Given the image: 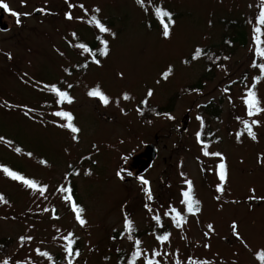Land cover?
Instances as JSON below:
<instances>
[{"label": "rangeland", "instance_id": "374dc122", "mask_svg": "<svg viewBox=\"0 0 264 264\" xmlns=\"http://www.w3.org/2000/svg\"><path fill=\"white\" fill-rule=\"evenodd\" d=\"M6 2L13 9L32 15L21 17L22 22L17 25L15 17L0 9L5 22L0 24V136L13 141V147L0 142V163L48 183L50 189L47 200L34 198L29 190L0 172V193L10 201L8 205L0 203V259L8 256L21 259L31 254L37 264H48L43 258L35 257L33 249L40 247L53 255L55 264H64L62 241L52 237L73 231L79 237L76 245L81 253L76 264H118V258L128 253L130 242L119 238L113 241L110 237L114 235L113 228L122 230L124 206L136 222L143 247L147 250L158 247L154 236L150 235L155 225L143 209L145 199L136 176H144L151 182L156 197L154 208L172 203L182 210L179 193L185 187L180 176L183 171L194 181L202 211L198 217H188L183 232L170 229L171 245H165L163 250L175 252L178 248L182 260L192 256L208 259L213 264H233V261L260 264L254 253L264 248V201L248 197L252 188L257 197L264 196V163L259 162V158L264 157V127L254 129L257 142L245 134L242 143H237L235 136L230 135L242 130L235 117L245 115L240 100L245 86L243 76L247 74L250 86L252 76L259 74L258 69L250 65L254 58L252 28L260 0H153L174 13L175 25L171 28L170 39L162 36V27L153 17L145 15L134 0H71L83 2L89 9L99 6L101 18L117 32L115 39L106 36L110 41V55L101 57V66L90 64L80 71L75 64L77 60L82 63L83 58L68 46L67 40H71L70 34L76 31L83 41L93 43V30L79 21L64 18V13L69 11L65 0H27L26 7L21 6V0ZM41 7H46L50 14L36 11ZM71 11L74 17L83 15L79 8ZM232 19L243 21L245 46L230 43L234 48L214 56L220 57L218 61L211 62L208 57H212L213 52H210L189 65L182 63L196 46L206 50L225 48L223 37L228 25L225 21ZM4 24L7 29H1ZM7 53H11V60ZM224 56L230 59L223 60ZM209 65L213 68L206 74ZM169 66L174 71L165 81L161 74ZM65 67L71 68V76L63 72ZM25 72L33 80H66L74 85L69 90L74 102L63 107L74 114L75 123L81 128L78 143L71 139L68 130L52 123L58 120L50 115L57 110L56 106H44L45 101L52 103V96L37 91L31 83H23L21 76ZM121 72L123 78L119 75ZM203 74L206 79L202 88L192 86ZM157 80L160 83H156ZM231 81L236 83L230 93H224L222 90ZM96 84L112 100L107 107L86 95ZM148 88L155 91L144 106L140 101ZM257 88L264 106V81ZM125 91L133 99H121L117 105L116 99ZM228 95L233 104L229 103ZM5 101L27 105L35 111L26 117L22 107H5ZM208 103L219 109L218 116H211L204 110L203 106ZM137 107L143 109V116L137 113ZM157 112L160 115H156ZM165 112L175 119H168L163 115ZM197 115L205 118L203 139L212 141L210 150H219L226 157L228 182L220 201L214 198L219 195L215 191L218 178L211 171L218 160L201 154L195 141V133L199 130ZM254 118L264 123V114ZM217 138L219 143L215 142ZM150 144L157 148L156 157L141 174L143 154ZM17 146L24 152L31 151L33 156L16 154L14 147ZM87 157L91 159H85ZM40 159H46L48 166L40 165ZM69 164L81 172L70 179L75 185L76 199L86 209L88 224L83 229L75 223L70 208L53 191L59 183H65L62 176L71 171ZM120 168L126 169L125 181L116 178L115 173ZM87 169H91V176L83 175ZM127 171L134 175L128 177ZM37 204L48 208L55 206L60 219L53 220L51 213H41ZM233 220L251 251L232 235ZM164 221L166 228L169 227L168 218ZM209 223L214 225L215 232L206 239L203 232L207 231ZM56 228H60L61 233H57ZM20 235H32L35 239L21 249L18 246ZM182 235L187 238L181 239ZM205 243H210L211 247L204 248ZM117 248L122 251L118 253Z\"/></svg>", "mask_w": 264, "mask_h": 264}, {"label": "snow or ice", "instance_id": "6c2138e0", "mask_svg": "<svg viewBox=\"0 0 264 264\" xmlns=\"http://www.w3.org/2000/svg\"><path fill=\"white\" fill-rule=\"evenodd\" d=\"M69 11L64 13V18L66 20L72 21L76 20L80 23L87 25L90 29L93 30L94 41L95 43H90L87 41H83L81 37L77 34L76 31H73L71 35V40H67L68 46L73 50H76L78 56L83 58V62L77 60L75 67L76 69H87L90 64H94L96 66H101L102 58H107L110 55V41L106 38V36H110L112 39L117 37V32L114 31L102 18H101V8L99 6L92 7L89 9L83 2L73 3L71 0H65ZM135 4L145 13V15H150L153 17L158 24L162 27V36L165 39L171 38V28L175 25L174 13L171 10L166 9L163 4H156L153 0H134ZM21 6H27V0H21ZM249 8L252 5L248 6ZM79 8L83 15L81 16H73L71 9ZM0 9H3L5 12L10 14L12 17H15V23L17 25L21 24V17H29L32 15L31 12H20L16 9H13L6 0H0ZM36 11L44 14H50L46 7L37 8ZM254 26L252 28V42L254 45V58L250 65L253 69H258L259 74L253 75L251 78L250 86L248 84V76L245 74L243 76L244 82V90L243 94L240 96V100L245 109L244 116H236L235 119L242 125V130L236 131L234 134L230 133V135L235 136V140L237 143H242V137L247 135L252 141H258L257 132L254 130L255 128L264 127V123L261 120L254 118L264 114V106H262V101L258 95L257 86L264 81V39L261 37L264 36V31H262V26H264V0H260V4L258 5V14L254 18ZM249 23L252 24L253 21L249 20ZM211 24V21H209ZM151 27V25H149ZM73 41H76L75 43ZM59 51V50H58ZM61 56H64V52H59ZM7 58L9 60L12 59L11 53H7ZM207 53L204 48L200 46H196L194 51L190 54L189 58H185L182 60V63L185 65H189L193 61H198L201 57L206 56ZM209 59L219 60L220 57H208ZM230 57L224 56L223 60H229ZM218 67H222L226 72L227 69L223 65H217ZM173 67L169 66L166 71L161 74V78L163 80H167L170 75L173 74ZM63 72L66 76H71L72 71L70 67L63 68ZM120 77L123 78L124 74L121 72ZM21 81L23 83H31L37 91L41 93H48L52 96V103H48L45 101L46 107L56 106L55 111L51 112L50 115L58 118L56 121H52L56 127L61 129L68 130L72 135L71 139L74 142H79V133L81 132V128L77 126L75 123L74 114L65 110L63 105L68 104L71 105L74 102V97L70 94V91L74 85L72 83L67 82L66 80H61L59 82H44L39 80H33L28 77V73H23L21 76ZM156 83H160L159 80ZM236 81H231L228 86H226L222 91L224 93H230L231 87L235 84ZM154 89L148 88L145 97L140 101L141 105L147 106L149 103V99L154 95ZM195 91L199 92V89H195ZM86 95L89 98L97 99L103 106L107 107L111 102V98L101 89L99 84H96L90 87ZM131 101L133 97L127 92H123L120 97L116 99V104L119 105L120 100ZM228 101L230 104H233V99L231 95H228ZM4 106L8 108L12 107H22L24 111V115L30 116L35 110L33 108L28 107L27 105L19 106L12 105L7 101L4 102ZM199 107V105H198ZM136 111L139 115L143 116L144 112L141 107H137ZM123 114H127L124 109H121ZM43 115V114H41ZM156 115H160V113H156ZM170 120H174L175 117L170 113H163ZM197 121H199V130L195 133V141L200 146V151L203 157L215 158L218 160V163L214 165L211 169L215 173L218 178V183L215 186V191L219 195H216L214 198L217 201L221 200L222 195L225 192V186L228 182V166L226 162L225 155L217 150L211 151L212 141H205L203 139L204 130L206 128L205 118L201 115H197ZM151 121H149L150 123ZM210 136H214V133H209ZM0 142H3L9 147H13V141L6 139L4 136H0ZM216 143H219V138L216 139ZM123 143V141H121ZM96 145H93V148H96ZM14 151L18 155H25L29 158L33 156L31 151L24 152L21 147H14ZM85 159H91L87 157ZM126 161L127 157H123ZM199 159V158H198ZM95 163V161H93ZM260 163H264V157L259 158ZM38 163L42 166L47 167L48 161L46 159H40ZM181 167L183 164L181 163ZM68 169L71 171H66L62 176V181L65 183H59L54 188V193L62 200V202L70 208V211L73 214V218L76 224L79 225L81 229L85 228L88 224L87 219L85 218L86 209L76 200L73 187L71 184L70 177L75 175H81L79 170L74 169L72 164L68 165ZM204 171H208V169H203ZM126 169L120 168L116 171V178L120 181H125ZM0 172L3 173L5 177L10 179L11 181L17 182L26 190H29L34 198L47 200L49 196L50 185L43 181H40L34 177H29L22 170H13L11 167L0 163ZM93 173L91 169H87L83 172L84 176H91ZM127 176L132 177L134 174L132 171H127ZM180 176L183 180V184L185 187L180 189V205L183 206V209L177 208L174 204L168 203L167 205L161 204L158 207H153L155 203L156 197L154 196L151 182L146 179L144 176H136V179L139 181L141 187V191L143 192L145 202L143 203V209L149 214L150 220L154 222L155 228L150 235L154 236L155 241L158 244V247H153L150 250H147L143 247V240L137 235L138 228L136 226V222L133 219L132 215L127 211V206H124L122 211V230H118L117 228H113V233L110 237L113 241L119 240H127L130 242V249L128 253L124 256L118 258V264H213L212 261L208 259H197L192 256H187L185 260H182L180 257V250L177 248L175 252L164 251L165 245H171V237L172 231L170 229L174 228L183 232L185 225L188 223V217H198V214L202 211L201 201L196 198L194 181L187 177V175L181 171ZM252 193L248 199L249 200H258L264 201V196L257 197L255 195V188L250 189ZM238 201H232V203H237ZM0 203L10 204V201L6 198L3 193H0ZM37 207H40L37 204ZM31 211V209L29 210ZM41 213H51V218L53 220H59L60 216L57 215V210L55 206L48 207H40ZM168 218L170 225L166 228L164 218ZM4 219H8V217H4ZM12 219H16V217H12ZM232 235L239 240L245 248H249L251 251L247 241L240 235L238 230L239 226L235 220L232 221L231 225ZM57 233H61L60 228H56ZM215 232L214 225L209 223L207 225V231L203 232V237L206 239H210V234ZM187 237L182 235L181 239H186ZM35 237L32 235H20L18 237V246L19 248H24L26 244L31 245L32 241H34ZM53 240H60L62 243L60 247L63 252V260L64 264H76L77 258L80 256L79 248L75 247L77 240L79 237L75 235L73 231H68L67 234H61L59 236H53ZM41 244L44 242L41 241ZM203 247L208 249L211 247L210 243L203 244ZM35 253V257L43 258L48 262V264H55V260L53 255L47 251L42 250L40 247H36L33 249ZM116 251L120 253L122 251L121 248H117ZM255 258L260 262V264H264V248H261L259 251L254 253ZM105 259H108L106 257ZM0 264H37V260L33 258L31 254H29L25 258L21 259H13L8 256L3 259H0ZM233 264H236L233 261Z\"/></svg>", "mask_w": 264, "mask_h": 264}, {"label": "trees", "instance_id": "16d2710c", "mask_svg": "<svg viewBox=\"0 0 264 264\" xmlns=\"http://www.w3.org/2000/svg\"><path fill=\"white\" fill-rule=\"evenodd\" d=\"M223 21H225V20H223ZM225 22H227V24H228V25H226L225 34L223 37L224 43H226V44H224L225 48H218V49H212V50L211 49L210 50L205 49L207 55H210L211 54L210 52H213L212 57L220 56V54H222V53H227L228 50H230L231 48H234V47H232V45H230V43L240 45V46H245L246 34H245V30L243 29L244 28L243 21L241 19H232V20H226ZM226 31H228V32L226 33ZM93 43H95V41H93ZM212 60L213 59H211V62H212ZM212 68L213 67L211 65L207 66V70L205 73L206 74L211 73ZM78 71H80V70H78ZM82 71H84V70H82ZM206 74H203L197 80V82L194 83V85H192V86H196L197 88H202L203 81L206 79ZM203 107H204V110H206L207 113H209L211 116H214V117L218 116L219 109L216 106H213V105L208 103L207 105H205ZM71 184L73 187L74 196H75V198H77L75 185L72 183V181H71ZM78 203H79V201H78ZM2 242H4L6 244L7 241L3 240ZM78 246L79 245H75V247H77V248H78Z\"/></svg>", "mask_w": 264, "mask_h": 264}, {"label": "water", "instance_id": "95a60500", "mask_svg": "<svg viewBox=\"0 0 264 264\" xmlns=\"http://www.w3.org/2000/svg\"><path fill=\"white\" fill-rule=\"evenodd\" d=\"M156 151L157 150H156L155 145L150 144L147 146L146 153L143 154V156L145 157V160L141 161L142 165L140 167L139 173L142 174L145 168H148L152 164L154 158L156 157Z\"/></svg>", "mask_w": 264, "mask_h": 264}, {"label": "flooded vegetation", "instance_id": "af4514ba", "mask_svg": "<svg viewBox=\"0 0 264 264\" xmlns=\"http://www.w3.org/2000/svg\"><path fill=\"white\" fill-rule=\"evenodd\" d=\"M3 10V9H2ZM4 11V10H3ZM3 17H4V14L2 13V11L0 12V24L2 23H5L3 21ZM1 29H7L6 25L4 24L3 26H1Z\"/></svg>", "mask_w": 264, "mask_h": 264}]
</instances>
